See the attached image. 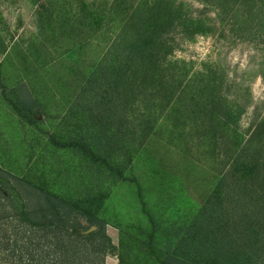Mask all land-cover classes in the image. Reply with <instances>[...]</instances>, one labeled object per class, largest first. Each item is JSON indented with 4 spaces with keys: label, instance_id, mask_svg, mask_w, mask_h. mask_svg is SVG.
<instances>
[{
    "label": "trees",
    "instance_id": "16d2710c",
    "mask_svg": "<svg viewBox=\"0 0 264 264\" xmlns=\"http://www.w3.org/2000/svg\"><path fill=\"white\" fill-rule=\"evenodd\" d=\"M202 1L241 31H264V0ZM81 11L76 27L97 31L106 24L93 6L83 2ZM107 11L114 36L82 73L63 127L48 138L86 162L87 173L73 186L70 177L46 173L39 163L23 172L0 164V260L106 264L116 254L118 264H264V122L245 138L243 108L225 95L216 71L189 80L169 60L175 34L208 33L213 20L191 15L178 0H112ZM20 89L2 84L20 120L37 126L45 107ZM161 120L171 122L170 134L179 140L191 125V142L222 148L228 158L194 207L181 206L183 182L174 173L159 161L153 167L148 147ZM142 155L153 166L138 175ZM120 182L132 186L139 206L125 223L109 207ZM110 224L120 231L117 244Z\"/></svg>",
    "mask_w": 264,
    "mask_h": 264
},
{
    "label": "rangeland",
    "instance_id": "374dc122",
    "mask_svg": "<svg viewBox=\"0 0 264 264\" xmlns=\"http://www.w3.org/2000/svg\"><path fill=\"white\" fill-rule=\"evenodd\" d=\"M111 1L42 0L35 4L33 0H0V164L4 168L23 172L39 163L46 173L70 177L73 186L87 173L86 162L69 150L55 148L48 138L63 127L59 125H63L82 73L104 54L114 36L116 23L106 22ZM138 1L127 0V5ZM178 1L193 16L211 17L214 28L190 38L175 34L169 60L175 61L189 80L214 69L217 80L223 79L225 95L243 108L239 131L247 138L264 122V31L239 30L228 20L217 19V9L202 0ZM83 2L106 15L102 29L76 27L74 21L81 15ZM2 84L7 90L20 85L21 95L41 101L45 108L37 126L20 120L2 94ZM160 125L148 147L157 161L155 166L142 155L135 161L134 172L139 175L152 166L157 168L159 161L164 170L183 182L181 206L194 207L209 192L228 158L222 148L212 150L204 142H191L194 131L189 124L182 140L170 134V121L161 120ZM112 192L111 210L124 223L134 219L139 206L132 186L120 182ZM107 231L117 244L119 229L110 224ZM107 256L117 260L116 254ZM0 264L6 263L0 260Z\"/></svg>",
    "mask_w": 264,
    "mask_h": 264
},
{
    "label": "crops",
    "instance_id": "0c3cea01",
    "mask_svg": "<svg viewBox=\"0 0 264 264\" xmlns=\"http://www.w3.org/2000/svg\"><path fill=\"white\" fill-rule=\"evenodd\" d=\"M106 264H118L117 260L114 257H106Z\"/></svg>",
    "mask_w": 264,
    "mask_h": 264
},
{
    "label": "water",
    "instance_id": "95a60500",
    "mask_svg": "<svg viewBox=\"0 0 264 264\" xmlns=\"http://www.w3.org/2000/svg\"><path fill=\"white\" fill-rule=\"evenodd\" d=\"M95 228V226H93L91 229H94Z\"/></svg>",
    "mask_w": 264,
    "mask_h": 264
}]
</instances>
